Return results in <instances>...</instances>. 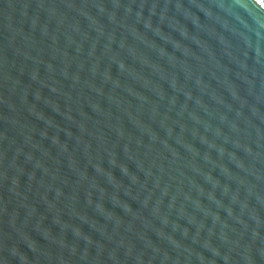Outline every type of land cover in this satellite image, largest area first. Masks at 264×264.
Segmentation results:
<instances>
[{"label": "water", "instance_id": "water-1", "mask_svg": "<svg viewBox=\"0 0 264 264\" xmlns=\"http://www.w3.org/2000/svg\"><path fill=\"white\" fill-rule=\"evenodd\" d=\"M0 264H264V0H0Z\"/></svg>", "mask_w": 264, "mask_h": 264}]
</instances>
